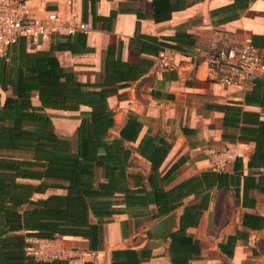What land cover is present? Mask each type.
Wrapping results in <instances>:
<instances>
[{
    "label": "crops",
    "instance_id": "1",
    "mask_svg": "<svg viewBox=\"0 0 264 264\" xmlns=\"http://www.w3.org/2000/svg\"><path fill=\"white\" fill-rule=\"evenodd\" d=\"M176 1L170 0L172 6ZM186 1L185 8L172 12L168 20L156 22L152 0H27L35 19L43 20L47 12L56 10L67 18L71 11L90 24L86 46L93 52L55 53L60 64L72 71L78 81L102 83L109 47L114 50L111 58L119 56L138 72L143 71L136 80L128 82L127 88L109 96L108 105L115 115L107 138H118L128 113L136 114L143 127L135 143L125 142L131 152L127 173L144 179L151 173L149 162L135 152L145 133L158 143L163 141L168 151L159 174L164 175V192L172 195L164 211L178 204L163 217H157L153 204L125 212L123 197L115 196L113 208L123 213L102 220L89 217L90 224L101 229L91 242L93 249L86 238L58 239L66 248L89 254L60 264H174L173 260L179 264H264V191L250 187L243 194L244 177L248 178L246 184L255 186L262 183L264 170L258 165L247 167L254 144L236 139L240 127L258 128L264 123V87L249 83L221 88L205 80L204 63L210 53L233 44L252 46L264 63V0L251 1L233 21L229 20L231 10L218 12L233 0ZM50 38L42 40L34 51L48 50ZM168 44L181 52L175 51L172 62L166 65L159 53L164 51L160 50L161 45ZM6 95L0 90L1 102ZM31 103L40 106L36 95ZM48 111L55 110L46 109L47 115ZM78 125L76 119L71 127L74 135ZM68 130L70 126L62 128L64 133ZM70 136L62 138H69L73 145ZM211 148L234 151L237 165L233 162L215 170L208 159ZM128 182L130 188L138 184L134 178ZM64 194V190L50 188L44 194H33L31 200L41 202L51 195ZM32 208L25 203L18 212L23 214ZM171 214L176 216L173 233L164 241L155 239L152 226ZM24 235V230H18L3 237L11 239L4 249L0 242V264H25L30 237L19 239L26 248L16 243Z\"/></svg>",
    "mask_w": 264,
    "mask_h": 264
},
{
    "label": "trees",
    "instance_id": "2",
    "mask_svg": "<svg viewBox=\"0 0 264 264\" xmlns=\"http://www.w3.org/2000/svg\"><path fill=\"white\" fill-rule=\"evenodd\" d=\"M251 1L233 0L231 5L218 12L231 10L233 14L229 20L233 21ZM187 4L186 0H177L175 6L170 0H152L154 20H168L172 12L185 8ZM163 49L181 52L169 44L161 45L160 50ZM56 52L81 55L93 51L86 46V34L68 36L55 33L51 35L46 51L28 52L20 41L9 51L8 60L0 58V90L7 94L3 102L0 101V242L3 249L11 239L3 237L18 230L25 231L18 240L25 236L50 240L82 237L90 241V249H93L91 242L101 229L90 224L89 217L93 215L102 220L123 213L113 208V198L117 195L123 197L125 212L153 204L158 211L157 217H163L164 213L178 206L175 203L164 211V205L171 201L172 195L164 192V175L159 174L168 151L163 141L158 143L145 133L135 152L149 162L151 173L145 179L127 173L131 152L125 142L135 143L143 127L136 114L128 113L118 138H107L115 115L108 105L109 96L127 88L128 82L136 80L143 71L138 72L135 67L122 62L119 56L111 58L114 50L109 47L103 64L102 83H82L60 64ZM34 95L39 107L31 103ZM81 107L88 111L77 118L79 125L73 146L69 138H62L53 131L45 110L78 112ZM236 139L254 144L247 167L258 165L264 170V123L258 128L240 127ZM237 160L234 161L236 165ZM130 178L138 181L133 188L129 187ZM18 179L36 183H21ZM247 180L244 177L243 194L250 187L264 191V174L262 183L255 186L246 184ZM50 188L64 190L65 194L51 195L41 202L31 200L33 194H44ZM25 203L33 208L20 214L18 209ZM183 230L182 226L181 232ZM175 239V235L171 237L172 242ZM16 243L27 247L23 240ZM173 263L179 264L175 260ZM25 264H60V261L36 262L27 256Z\"/></svg>",
    "mask_w": 264,
    "mask_h": 264
},
{
    "label": "built area",
    "instance_id": "3",
    "mask_svg": "<svg viewBox=\"0 0 264 264\" xmlns=\"http://www.w3.org/2000/svg\"><path fill=\"white\" fill-rule=\"evenodd\" d=\"M46 1V0H41ZM67 4H71L67 1ZM91 26L78 19L74 12L62 17L58 11L47 12L43 20L30 14L27 0H0V58H6L12 47L20 41L26 51L34 48L52 34L63 33L73 36L87 34ZM164 52V53H163ZM159 56L166 65L172 62L174 50L164 49ZM205 80L221 88L243 87L254 78L264 79V63L257 51L250 45L233 44L218 49L206 56ZM237 154L228 149H208L209 163L215 170H222L233 163ZM29 256L36 261H72L89 255L86 252L66 248L58 239L29 238Z\"/></svg>",
    "mask_w": 264,
    "mask_h": 264
},
{
    "label": "rangeland",
    "instance_id": "4",
    "mask_svg": "<svg viewBox=\"0 0 264 264\" xmlns=\"http://www.w3.org/2000/svg\"><path fill=\"white\" fill-rule=\"evenodd\" d=\"M82 112H85L84 108L80 109L78 112L48 111L47 113L50 116L52 123H54L53 128L55 133L61 137L68 134L71 135L70 137L72 138L73 145L75 146V135L73 133V129L71 130V127ZM69 126L70 130H68V132H62V128L67 129Z\"/></svg>",
    "mask_w": 264,
    "mask_h": 264
},
{
    "label": "water",
    "instance_id": "5",
    "mask_svg": "<svg viewBox=\"0 0 264 264\" xmlns=\"http://www.w3.org/2000/svg\"><path fill=\"white\" fill-rule=\"evenodd\" d=\"M250 84L264 87V79L254 78L250 81ZM175 218L176 216L171 214L155 223L151 228L153 237L164 241L168 236H170L173 233V228L176 226Z\"/></svg>",
    "mask_w": 264,
    "mask_h": 264
}]
</instances>
